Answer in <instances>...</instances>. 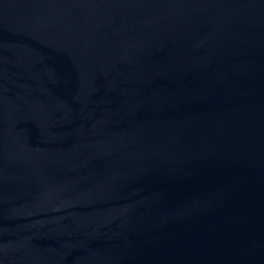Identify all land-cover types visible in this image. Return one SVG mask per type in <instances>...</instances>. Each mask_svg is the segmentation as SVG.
I'll list each match as a JSON object with an SVG mask.
<instances>
[{"label":"water","instance_id":"1","mask_svg":"<svg viewBox=\"0 0 264 264\" xmlns=\"http://www.w3.org/2000/svg\"><path fill=\"white\" fill-rule=\"evenodd\" d=\"M0 264H264V0H0Z\"/></svg>","mask_w":264,"mask_h":264}]
</instances>
